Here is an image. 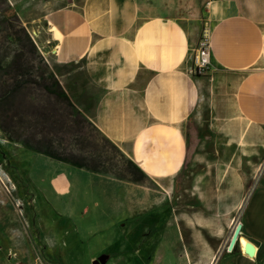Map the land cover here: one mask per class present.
Masks as SVG:
<instances>
[{
    "label": "rangeland",
    "instance_id": "obj_1",
    "mask_svg": "<svg viewBox=\"0 0 264 264\" xmlns=\"http://www.w3.org/2000/svg\"><path fill=\"white\" fill-rule=\"evenodd\" d=\"M50 1L28 0V5L13 8L9 0H0V94L13 83L19 70L22 74L23 65L31 68L25 80L34 90L35 80L47 84L53 73L75 105L91 104L98 92L89 85L82 63L50 67L45 50L33 35L44 30L42 17L74 0H61L64 3L60 4ZM8 9L16 13L15 19L4 16ZM200 26L194 50L205 23ZM22 30L34 42L37 54ZM192 76L207 81L210 75ZM207 94L211 96V92ZM36 95L42 101L48 98L43 90ZM58 108L61 110L60 104ZM204 112L206 121L211 113ZM195 122H190L187 130H178L183 158L175 176L143 180L138 179V168L143 172L142 168L91 128L79 147L74 142L76 137L67 134H60L54 146L63 156H68L65 150H69L74 158L87 160L88 166L100 172L99 177H88L86 172L92 173L89 169L11 143L0 130V173L3 170L14 179L17 190L13 195L23 204L19 212L0 186V264H157L163 256L170 258L174 250L177 256H186L187 264L207 260V245L215 249L221 240L214 232L222 217L230 221L237 218L264 173V149L257 151L264 144V132L207 130L206 124L197 127ZM133 146L129 144L130 153ZM142 146L143 153L149 154L157 147L170 148V142ZM56 165L70 172L83 170L82 175L70 178V192L59 197L52 196L48 186L51 170L57 171L52 166ZM62 183H54L61 192L65 188ZM222 210L230 214L221 216ZM205 219L213 231L196 226L198 222L204 226ZM174 239L179 240V246L169 245Z\"/></svg>",
    "mask_w": 264,
    "mask_h": 264
},
{
    "label": "crops",
    "instance_id": "obj_2",
    "mask_svg": "<svg viewBox=\"0 0 264 264\" xmlns=\"http://www.w3.org/2000/svg\"><path fill=\"white\" fill-rule=\"evenodd\" d=\"M9 3L14 8L28 0ZM42 21L44 36L42 30L33 35L50 67L82 63L98 92L91 104L74 105L146 177L175 176L183 158L178 130H187L190 122L206 124L207 130L264 132V0H74ZM201 23L211 32L213 68L207 81L190 74ZM204 111L211 113L206 121ZM166 140L170 148L143 153L142 145L160 146ZM129 144L134 145L131 153ZM263 149L262 143L257 151ZM52 167L57 171L51 170L48 186L56 197L70 192L72 175L83 173ZM55 181L64 183V191ZM221 222L214 232L221 240L215 249L207 245L209 258L202 263L264 264V173L237 218ZM238 222L242 229L228 252ZM208 223L196 226L213 231ZM179 243L174 239L169 245ZM171 253L156 263L187 264L184 254Z\"/></svg>",
    "mask_w": 264,
    "mask_h": 264
},
{
    "label": "trees",
    "instance_id": "obj_3",
    "mask_svg": "<svg viewBox=\"0 0 264 264\" xmlns=\"http://www.w3.org/2000/svg\"><path fill=\"white\" fill-rule=\"evenodd\" d=\"M4 16L8 20H12L16 18V13L12 9H8L4 11ZM22 32L31 44L34 54H37L34 42L31 41L24 30ZM18 39L22 44L23 39L17 38V41ZM24 67L23 65L21 67L22 74L19 70L15 75V79H13V83L0 94V130L6 139L55 161L77 168L97 171L88 166L87 160H83L81 157L74 158L73 153L69 150H65L68 156H63V153L57 152L54 141L58 139L57 137L60 134L64 136L67 134L69 137H76L74 142L79 147L82 138L88 137L87 129L91 128L98 134L100 133L77 109L53 73L50 74V81L47 84L35 80L34 83L37 89L34 90L33 86L28 84L29 81L25 80L26 77L30 76L26 72L30 73L31 68L25 67V69ZM42 90L48 97L46 101L39 100L37 95L34 97L37 91L41 92ZM17 96H20V99H16ZM59 104L61 110L58 108ZM139 173L142 178L138 179L143 180L146 176L138 168V175ZM176 191V185H174V192L176 193Z\"/></svg>",
    "mask_w": 264,
    "mask_h": 264
},
{
    "label": "built area",
    "instance_id": "obj_4",
    "mask_svg": "<svg viewBox=\"0 0 264 264\" xmlns=\"http://www.w3.org/2000/svg\"><path fill=\"white\" fill-rule=\"evenodd\" d=\"M211 62V32L208 26L203 29L200 41L197 48L194 50L192 56V64L190 74L195 76H204L211 72L212 70ZM2 166H0L1 168ZM0 186L5 192V194L12 200L15 207L19 209L22 207V201L20 199H15L14 192L17 190L16 184L13 182L12 178L6 174L3 170L0 173ZM21 203V204H20Z\"/></svg>",
    "mask_w": 264,
    "mask_h": 264
},
{
    "label": "water",
    "instance_id": "obj_5",
    "mask_svg": "<svg viewBox=\"0 0 264 264\" xmlns=\"http://www.w3.org/2000/svg\"><path fill=\"white\" fill-rule=\"evenodd\" d=\"M242 229V224L238 222L232 232L231 238L229 240L228 246H227V251L231 252L236 245V242L238 240V237L240 235ZM93 264H99V262H94Z\"/></svg>",
    "mask_w": 264,
    "mask_h": 264
},
{
    "label": "bare ground",
    "instance_id": "obj_6",
    "mask_svg": "<svg viewBox=\"0 0 264 264\" xmlns=\"http://www.w3.org/2000/svg\"><path fill=\"white\" fill-rule=\"evenodd\" d=\"M21 204V203H20ZM235 225V224H234ZM231 237V236H230Z\"/></svg>",
    "mask_w": 264,
    "mask_h": 264
}]
</instances>
